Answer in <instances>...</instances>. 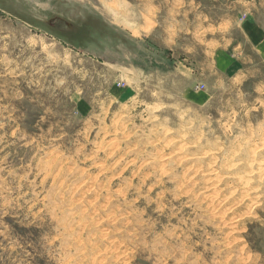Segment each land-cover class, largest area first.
I'll list each match as a JSON object with an SVG mask.
<instances>
[{
	"label": "rangeland",
	"instance_id": "374dc122",
	"mask_svg": "<svg viewBox=\"0 0 264 264\" xmlns=\"http://www.w3.org/2000/svg\"><path fill=\"white\" fill-rule=\"evenodd\" d=\"M263 141L264 0H0V264H264Z\"/></svg>",
	"mask_w": 264,
	"mask_h": 264
},
{
	"label": "bare ground",
	"instance_id": "6f19581e",
	"mask_svg": "<svg viewBox=\"0 0 264 264\" xmlns=\"http://www.w3.org/2000/svg\"><path fill=\"white\" fill-rule=\"evenodd\" d=\"M128 28V27H127ZM264 142V141H263ZM114 143V142H113ZM112 143V144H113ZM114 146V145H113ZM264 147V146H263ZM176 149V148H175ZM183 150V149H182ZM264 152V151H263ZM179 155V154H178ZM177 156V155H176ZM183 158V157H182ZM186 158V157H185ZM184 159V158H183ZM182 160V159H181ZM187 160V159H186ZM252 160H254L255 161V159H252ZM188 161V160H187ZM186 161V162H187ZM215 161V160H214ZM258 161V160H257ZM260 161V160H259ZM262 161V160H261ZM260 161V162H261ZM264 161V160H263ZM252 162L253 161H251V164H249V165H251L252 166ZM255 163H258V162H254V164ZM187 164V163H186ZM189 164V163H188ZM246 164V163H245ZM262 164V163H261ZM216 165V164H215ZM214 165V166H215ZM258 166L260 165V164H257ZM263 165H264V162H263ZM263 165H260V166H263ZM245 166V165H244ZM257 166V167H258ZM103 167V166H102ZM104 167H105V165H104ZM226 167V166H225ZM257 167H256V170H257ZM101 168V167H100ZM247 168V167H246ZM253 168V170H254V168L255 167H252ZM251 168V169H252ZM105 168H101V171H103ZM199 170H200V168H198ZM223 169V168H222ZM261 169H262V167H261ZM248 170H249V168H248ZM255 170V171H256ZM258 170H259V167H258ZM198 170L196 169V171L195 172H197ZM216 170L215 169H212V167L210 168V169H208L207 168V170H201L200 172H198L200 175H202V177H203V179L205 180L204 182H209V183H211L210 181L211 180H214V182H221L222 180H223V177H221V175H222V172H221V175L220 174H218V173H216L215 172ZM248 172V171H247ZM254 172V171H253ZM252 172V174L251 175H253L254 173ZM190 173V172H189ZM249 173H250V171H249ZM258 173V172H257ZM188 174V173H187ZM192 174V173H191ZM190 174V175H191ZM190 175L188 174L187 176H183V177H181V178H183V179H180V181L181 182H177L178 183V186H179V189L180 190H182V191H184L185 193H191V191L193 190L192 188H193V186L190 184V180L192 179L191 177H192V175H191V177H190ZM250 175V176H251ZM243 178V177H242ZM241 178V181L239 182V185L235 188L234 187V189H236V190H240L241 192H243V190L245 191V192H251L252 191V184L250 183V181H251V179L250 178H248V176L246 177L248 180H244V178L242 179ZM222 179V180H221ZM250 179V180H249ZM203 181V180H202ZM214 182H213V184H214ZM252 182V181H251ZM218 183V185H220ZM235 183H236V181H235ZM205 184V183H204ZM222 184V183H221ZM206 186H207V184H205ZM216 185V184H215ZM236 185H237V183H236ZM235 185V186H236ZM214 186V185H213ZM208 188V187H207ZM232 189V188H231ZM243 189V190H242ZM244 193V192H243ZM217 194L215 193V192H212L211 193V195L209 196V199H212V197H215ZM249 196L251 197V200H255V198L252 196V193H250L249 194ZM257 196V195H256ZM256 201V200H255ZM106 217H107V215H106ZM108 217H109V215H108ZM112 220V219H111ZM79 222L80 223H82L83 222V219H79Z\"/></svg>",
	"mask_w": 264,
	"mask_h": 264
},
{
	"label": "water",
	"instance_id": "95a60500",
	"mask_svg": "<svg viewBox=\"0 0 264 264\" xmlns=\"http://www.w3.org/2000/svg\"><path fill=\"white\" fill-rule=\"evenodd\" d=\"M43 21L49 24V21L44 20V19H43ZM65 25H66L67 27H69V26H70V23L65 22Z\"/></svg>",
	"mask_w": 264,
	"mask_h": 264
}]
</instances>
